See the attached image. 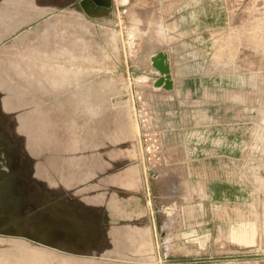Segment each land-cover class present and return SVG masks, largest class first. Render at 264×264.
I'll return each mask as SVG.
<instances>
[{"label": "rangeland", "instance_id": "1", "mask_svg": "<svg viewBox=\"0 0 264 264\" xmlns=\"http://www.w3.org/2000/svg\"><path fill=\"white\" fill-rule=\"evenodd\" d=\"M254 255L264 0H0V264Z\"/></svg>", "mask_w": 264, "mask_h": 264}, {"label": "water", "instance_id": "2", "mask_svg": "<svg viewBox=\"0 0 264 264\" xmlns=\"http://www.w3.org/2000/svg\"><path fill=\"white\" fill-rule=\"evenodd\" d=\"M157 57L153 60L154 68L162 73V75H166L167 78H160L156 82V87L164 88L167 91H172L174 89V81L172 79V69L169 64V57L166 53L161 52L156 55ZM264 255H254V256H244V257H234L228 258L229 260H238V259H262ZM215 260V259H211Z\"/></svg>", "mask_w": 264, "mask_h": 264}, {"label": "bare ground", "instance_id": "3", "mask_svg": "<svg viewBox=\"0 0 264 264\" xmlns=\"http://www.w3.org/2000/svg\"><path fill=\"white\" fill-rule=\"evenodd\" d=\"M161 73V72H160ZM162 74V73H161ZM158 75H160L158 72H156V76H158ZM163 76V78H167V76L166 75H162Z\"/></svg>", "mask_w": 264, "mask_h": 264}]
</instances>
